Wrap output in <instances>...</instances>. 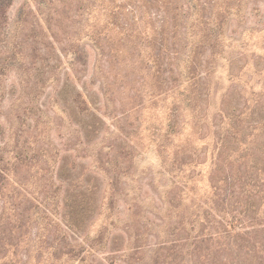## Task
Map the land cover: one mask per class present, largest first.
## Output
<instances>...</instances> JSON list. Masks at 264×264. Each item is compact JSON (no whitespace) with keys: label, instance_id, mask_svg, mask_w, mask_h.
Instances as JSON below:
<instances>
[{"label":"rangeland","instance_id":"1","mask_svg":"<svg viewBox=\"0 0 264 264\" xmlns=\"http://www.w3.org/2000/svg\"><path fill=\"white\" fill-rule=\"evenodd\" d=\"M3 12L0 165L12 172L0 176L6 190L0 214L13 192L6 217L15 222L19 208L26 210L22 231L33 239L34 255L28 264L41 262L37 255L46 250L54 226L47 229L41 204L45 184L52 175L56 184L68 185L74 175L91 173L101 179L95 214L78 233L61 231L63 243L79 256L64 257L65 264H221L225 248L217 246L198 261L191 251L207 246L201 217L214 198L210 182L221 176L218 156L224 150L216 143L225 135L218 112L226 94L230 90L232 107L243 105L240 93L264 103V0H13ZM102 56L109 58L105 66L97 62ZM163 61L164 76L158 72ZM193 64L210 72L199 83L211 93L198 105L186 101L185 83L171 92L169 71L183 72L177 83L186 82ZM79 90L104 121L90 144L72 112ZM161 142L166 150L159 149ZM180 149V160L197 151L191 166L173 164ZM111 174L122 176L119 186H112ZM51 187L56 206L58 186ZM244 260L264 264L257 257Z\"/></svg>","mask_w":264,"mask_h":264},{"label":"trees","instance_id":"2","mask_svg":"<svg viewBox=\"0 0 264 264\" xmlns=\"http://www.w3.org/2000/svg\"><path fill=\"white\" fill-rule=\"evenodd\" d=\"M12 1L13 0H0V11L4 10L3 13H5L7 7L12 4ZM108 61V57L102 56L97 58V62L102 63V66H105ZM165 64L166 62L164 63L163 61L158 69V72L162 73V76L166 74V71L161 68ZM194 64L192 65V70L187 66V73H185L186 82L180 81V83H177L178 77H183V72L179 70L176 71V68H172V70L169 71L170 78L175 81V85L172 88L173 90H170H172V93H176L175 90L182 88V84L185 83V95L188 97L186 101L190 102L192 105H198L199 98L202 96L208 97L211 93L210 88L206 89L202 85V82L201 85L199 83L201 78L206 75L209 76L210 72L202 73L197 71ZM0 65L1 87V77L6 64L3 63L2 65L0 63ZM103 94L105 95L106 106H108L109 94L104 86ZM161 94L162 93L159 95ZM230 94V90H228L225 99L227 101V107L223 102L218 112L223 120L221 128L225 130V135L219 138V143H216L217 147L220 146L221 152L223 150L226 152L224 156V152L218 156V160L220 159V167L217 170L220 171L221 176L216 182L213 180L210 182V188L212 189V194L214 193V198L212 199V204L209 206V209H207L201 217L208 229L206 238L201 242L207 246L204 248H201V246L194 248L191 251V255L197 257L195 261L201 258H208V255L210 257L208 251L216 249V247L219 246L220 248H225L228 252L227 255L220 256L221 264H252L244 259L257 257V260L264 261V233H262L264 231H259L260 229L264 230V103H262L261 99L249 100L245 94L242 95V93H240L239 95L244 101L243 105L232 107V100H229ZM111 98H113L112 95ZM2 99L3 93L0 91V107ZM74 103L72 112L77 119V123L81 124L83 142L87 144L93 143L102 133V125L104 123L103 119H101L102 115L98 112L89 95L84 91H77L74 97ZM173 110L175 113L177 112L176 108ZM81 116L84 117L83 120L80 119ZM108 116L111 117L110 114H108ZM206 116L207 115H204V117ZM226 119H228L229 122L224 124ZM176 130V124L171 122L169 131L173 135ZM170 132H168L166 136L170 137ZM228 139H230V143L233 145L232 148L228 146ZM134 146L136 145L134 144ZM158 146L161 150L165 149L164 143L162 142L159 143ZM245 150L246 152L248 150L250 151L247 153L248 157L245 156V159H243L242 153ZM180 151L181 149L178 150L176 153L177 155L173 157V164H179L180 167L184 164L191 166L195 159L194 154L197 153V151L195 152L193 150L188 156L185 154L186 152H184L185 156H183L181 160L179 158ZM182 151H185V149H182ZM140 152H142V150H140ZM119 156L120 153L117 154L118 158ZM17 159L18 163L20 157H17ZM108 161L112 163L111 160ZM234 161H240V164L235 167L231 166V169L228 171L225 166L228 165V167H230L231 162ZM132 163L134 164V161H132ZM16 165L20 166L19 164ZM64 166L65 164L62 168H64ZM11 172L12 171L8 170L6 166L0 165V176L7 178ZM105 173V175H110L108 174L109 172L105 171ZM176 173L179 174L180 170H177ZM112 175L114 174H111V177H114L111 178L113 179V183H111L112 186H119L122 181V176L119 174ZM108 179L110 180V177H108ZM3 180L0 181L2 182ZM11 182L14 184L13 181ZM53 185L58 186L56 190L53 188L56 193H59L56 206L53 204L56 196L53 197L48 193ZM4 186L8 188V182L4 184ZM45 187L47 190H45V196L41 204L43 205L44 213L49 219L47 221L48 226L46 225V227L48 229L52 222H54V226L50 229V233L46 237V250H41L37 255L38 258H36L41 261L38 264H46L47 262H52V264H65L66 262L63 260L64 257L67 256V259L71 260L73 258L77 259L79 256L74 255V251H71L70 244L63 243L66 242V237L62 235L61 231L63 232L65 227H67L73 233H78L83 227V222L84 224L87 223L95 214V205L98 202L100 195L99 191L101 190V179L95 173H91L87 177L74 175L73 178L69 180L68 185L66 182H62V184L58 185L53 181L52 175V182L50 184L46 183ZM5 194L6 190L0 183V199L4 197ZM12 194L14 193L12 192ZM11 195H9L11 200L9 198H4V206L0 214V253H2L0 262H2V264H28L34 255L30 253V243L33 242V239L30 238L29 240L28 234L22 231V223L24 219H26V210L19 208V213L15 215L17 218L15 222L12 221L11 223V221H8V217H6L8 214L7 210L12 208L10 205L14 199ZM115 196H117V193L114 191L111 198ZM15 209L17 210L18 208L15 207ZM18 221L19 224L16 225ZM40 237L41 232L39 231L37 238L40 239ZM138 239L139 237L137 236V241ZM195 239L197 238L195 237L193 240ZM192 243H195V241ZM209 243H211L212 246L209 247ZM141 247H144V245ZM50 249H52L50 255L40 259L44 257L45 251H49ZM38 250H40V247ZM83 259L84 257L81 258V260ZM215 264H217V261H215Z\"/></svg>","mask_w":264,"mask_h":264}]
</instances>
